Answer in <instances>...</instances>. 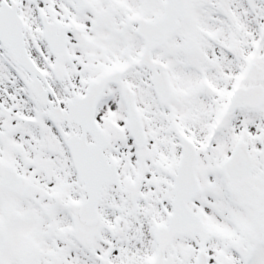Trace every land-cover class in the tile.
I'll use <instances>...</instances> for the list:
<instances>
[{
	"label": "snow or ice",
	"instance_id": "6c2138e0",
	"mask_svg": "<svg viewBox=\"0 0 264 264\" xmlns=\"http://www.w3.org/2000/svg\"><path fill=\"white\" fill-rule=\"evenodd\" d=\"M0 264H264V0H0Z\"/></svg>",
	"mask_w": 264,
	"mask_h": 264
}]
</instances>
